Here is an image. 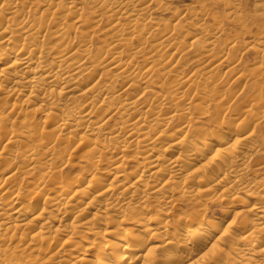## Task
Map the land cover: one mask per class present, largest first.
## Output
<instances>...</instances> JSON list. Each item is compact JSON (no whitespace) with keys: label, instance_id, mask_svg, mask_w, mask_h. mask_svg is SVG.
<instances>
[{"label":"bare ground","instance_id":"6f19581e","mask_svg":"<svg viewBox=\"0 0 264 264\" xmlns=\"http://www.w3.org/2000/svg\"><path fill=\"white\" fill-rule=\"evenodd\" d=\"M166 2L0 0V264H38L47 249L48 261H58L69 247L80 253L66 264H264V180H256L250 164L251 153L263 155L264 163V140L258 145L245 131L229 135L222 129H196L204 137L198 142L182 129L170 136L163 129L169 119L186 111L178 89L186 86L212 99L213 91L199 84L212 83L224 64L222 55L214 52L219 29L211 34L191 22L189 30L178 28V23L160 29L163 20L157 14L168 10ZM80 28L85 32L78 35ZM100 35L104 39L99 40ZM96 38L103 46L91 49ZM198 43H207L204 54L212 59L216 54L214 60L182 77L180 63ZM226 46L238 49L235 40ZM263 47L255 38L247 47L260 54L259 73L264 71ZM232 61L230 67H236ZM105 65L110 68L100 73ZM247 75H237L234 82ZM164 78L173 79L169 89H175L176 106L167 114L162 113L164 88L153 91ZM148 93L153 97L149 102ZM256 115L250 119L257 120ZM52 116L57 121L50 134L45 130ZM35 134L42 138L35 140ZM60 141L70 147L74 141L76 147L84 143L85 153L89 151L85 158L96 172L76 180L64 178L60 169L68 160L56 147ZM138 154V171L128 173L126 166L138 160ZM105 158L111 159L109 169L101 168ZM98 172H113V179L105 185ZM174 193L183 200L200 197L214 203L245 195L252 202L240 227L230 225L213 240L217 224L205 228L204 220L190 225L189 232L171 231L162 215ZM156 195L162 198L160 215L146 217V205ZM80 199L88 202L77 206ZM88 210H94L89 217ZM125 222L135 231L123 228ZM142 234L150 242L147 247ZM105 237L107 241L100 240ZM58 238L60 245L50 248ZM28 249L40 258L29 262L8 256L11 250Z\"/></svg>","mask_w":264,"mask_h":264},{"label":"rangeland","instance_id":"374dc122","mask_svg":"<svg viewBox=\"0 0 264 264\" xmlns=\"http://www.w3.org/2000/svg\"><path fill=\"white\" fill-rule=\"evenodd\" d=\"M166 4H168L167 11L164 13H158L157 17L162 19V25L160 29H165L166 25L173 26L175 23L176 26L188 29L189 23L194 26H197V29H206L211 34L215 33V30L219 29V32L217 34V39L215 49L214 51L218 57L222 55L224 64L222 67H220L218 70H216L215 74L213 75L212 83L206 84H199L201 88H207L209 91H213V98L210 100L204 99L205 97H201L196 94L195 91H190V89L186 86L178 89L179 95L183 96V104L184 108L186 109L185 113L177 114L173 116L171 119L166 117L167 123H164L163 129L169 134L173 135L176 134L177 131L183 130V135L194 137L197 139L198 142H202L204 140V137L200 135L196 129H203L206 132L210 131H217L219 129H222L226 131L229 135L235 134L236 132H246L245 134H252L254 137V141L261 145L264 140V71L259 73V66L260 65V54L255 49H250L248 47V43L251 42L252 39H258L259 43H262L264 45V19L261 15V0H167ZM260 6V7H259ZM155 9V6H152V9ZM153 10V11H155ZM234 11V12H233ZM179 13V14H178ZM178 16L176 17V15ZM260 15V16H259ZM194 16V17H193ZM180 18V19H179ZM169 23V24H168ZM197 24V25H196ZM188 26V27H187ZM216 30V31H217ZM85 32L83 28H80L76 33L80 35V33ZM213 32V33H212ZM242 36V38H241ZM191 38L193 35L190 36ZM186 39L187 44L190 42L191 38ZM99 40L104 39V35H100L98 37ZM236 41V48L238 49H228L227 44L231 41ZM110 43V41L108 42ZM247 43V44H246ZM207 43H205L206 46ZM103 44L97 40V38L92 41L91 43V49H99L102 47ZM203 43H198L194 45L191 50L187 53L184 59L181 61V66L183 67V76H188L194 69H200V66H204L206 61L207 63L214 60V57L216 54H214L213 59L212 57L208 56L207 54H204ZM264 48V47H263ZM237 50V52H235ZM239 50V51H238ZM264 50V49H263ZM236 53H234V52ZM201 53V55H200ZM231 53H234V55H231ZM203 55V56H202ZM237 61H236V57ZM232 56V57H231ZM235 56V58L233 57ZM209 59V60H208ZM212 59V60H211ZM236 62V67L229 65V62L232 60ZM231 60V61H230ZM232 61V62H233ZM209 62V63H210ZM238 62V64H237ZM206 63V65H207ZM205 65V66H206ZM110 65L103 66V69H101L99 72L103 73L107 71L110 67ZM204 66V67H205ZM258 66V67H257ZM201 67V68H202ZM203 67V68H204ZM234 67V69H232ZM196 69V70H197ZM234 70V71H232ZM232 71V72H231ZM230 72V73H229ZM244 75L252 74L250 76L247 75V78L242 79L239 82H234V79L237 75ZM99 74V73H98ZM173 79H167L164 78L161 83L159 84L160 88L153 91L161 93L162 88H164V98H163V109L162 113L167 114L168 111L175 108L176 103L173 102V96H174V90L169 89L170 86H172ZM123 86V85H122ZM121 87V86H120ZM118 86V89H120ZM162 87V88H161ZM141 88V87H140ZM136 89V94L139 92V89ZM134 89V90H135ZM161 89V90H160ZM211 91V92H212ZM152 93H148L147 98L145 100L149 102L152 101ZM249 110H254L253 113L254 116L258 114V119L252 121L254 116L247 114ZM100 111H97L96 113H93L94 118H98L100 115ZM248 115V116H247ZM252 116V117H251ZM257 116V115H256ZM53 123L46 125V133L52 132L54 130L53 124L57 121L56 116H52ZM39 123V120L41 118L37 119ZM113 124V123H111ZM39 128L37 130L38 135L39 133L43 134L41 130L43 127V124H38ZM39 129L40 132H39ZM84 133V132H83ZM35 134V140L38 139V135ZM51 134V133H50ZM169 134V136H170ZM55 135V136H54ZM52 136V140L54 141L56 139L57 133H55ZM36 136L37 139H36ZM42 136V135H41ZM39 137L41 139L42 137ZM84 137L86 135L84 134ZM47 139H51L50 136L46 137ZM87 138V137H86ZM79 141V140H78ZM78 141H74V144L72 147H70L67 143L60 141L61 143L67 144H56L57 149H63L61 152L62 159L67 162V165L65 163V167H61V173L62 176L66 178H72V180H76V178L80 177H87L94 172H96V168H94L93 163L87 162L88 158V152L86 145L84 143L82 145H79L78 147ZM167 143V142H165ZM29 144L27 147H32L35 143H26ZM55 144V142H53ZM59 145V146H58ZM201 145V144H199ZM74 146L76 148H74ZM66 147V148H65ZM70 150V152L67 155V152ZM74 148V149H72ZM85 149V150H84ZM89 150V149H88ZM66 152V153H65ZM71 153V154H70ZM84 153V155H83ZM134 153V152H133ZM82 154V156H81ZM87 155V158L86 155ZM131 154V153H130ZM69 156V157H68ZM72 156V157H70ZM84 156V157H83ZM132 156V155H131ZM139 154L137 155L138 160L132 161L134 163H128L126 166L128 168V173L133 172L134 174L138 171L137 164L142 161L141 157L139 158ZM262 156L263 155H256L254 153H251V166L253 169V172L255 175H257L256 180L262 181L264 180V163H262ZM83 157L85 158V161L82 160ZM108 158L111 157V155H107ZM135 157V155H134ZM70 158V159H69ZM107 161V158H105ZM83 162H82V161ZM81 161V162H80ZM109 161V162H108ZM108 161L104 164H102L100 167L102 169L108 168L110 166L111 159H108ZM69 163V164H68ZM92 164V165H89ZM67 166V167H66ZM93 166V167H92ZM96 166V164H95ZM199 166V164H196L188 171H192L196 169ZM99 168V167H98ZM109 169V168H108ZM137 170V171H135ZM135 171V172H134ZM88 174H87V173ZM104 173L106 171L103 170ZM103 172H98L97 177H99L101 180H103L105 185L110 182L113 179V172L110 173L111 175H105ZM132 173V174H133ZM259 173V175H258ZM83 174V175H82ZM147 174V173H146ZM80 176V177H79ZM64 177V178H65ZM160 178L157 180L158 184H162L163 179ZM152 182V181H151ZM195 185H193L192 189H194ZM26 195V194H25ZM154 197V196H151ZM88 202V199H80L79 204L77 206H81L84 203ZM162 202V198L160 195H156V198L152 199L149 204L146 205V210L148 209V213H145L146 217H152V216H159V204ZM252 201H249V199L245 195H240L238 198L235 199H229L228 201L219 203L215 201H207L204 198H198L196 200H189V199H182L179 193H174L171 207L166 211L165 215H162V218L168 222V224L171 227V231H173L175 228L182 230L184 232H189L190 225L195 224L199 222L200 220L203 221V226L205 228L209 227L210 223H216V227L213 229V240L220 237L223 233V231L230 225L240 227L243 218H245L247 215L244 214L246 208L251 204ZM76 212V211H74ZM92 212V213H91ZM94 210H88L86 213L87 217H89L90 214H93ZM89 214V215H88ZM85 215V217H86ZM167 215V216H166ZM254 215H249L250 219H254ZM105 224V222H104ZM123 228L134 230L132 225H130L129 222H125L122 224ZM103 229V226H101ZM234 234H239V232H236ZM143 240L146 242L145 247L150 243L147 240V237L142 234ZM81 236V235H80ZM79 236V237H80ZM81 239L87 238V236L80 237ZM109 237H105L104 239L107 241ZM61 238H58L56 242H53L50 244V248L56 249L60 243ZM109 242V241H108ZM152 244L153 241H151ZM80 245H84L83 243H80ZM46 247H44L45 249ZM72 248L69 247L67 251V254L62 257V259L58 261H48V258L51 256L50 250L47 249V253H44L46 255H43L44 257L47 256V259L42 258L39 259L45 260L39 261L40 264H45L46 261L48 264H66L67 261H71L73 258L77 257V255L80 253V249L76 248L75 250H71ZM225 249H228V246L225 245ZM31 250H26L25 253L22 252H14L11 250L8 253V256L10 259L20 260L25 258L33 260L38 257L37 253H32ZM71 251V252H70ZM46 252V249H45ZM0 255H2V252H0ZM8 257V259H9ZM36 257V258H35ZM40 258V257H38ZM9 259V260H10ZM8 260V261H9ZM38 263V264H39ZM46 263V264H47ZM177 264H191L190 261L181 262Z\"/></svg>","mask_w":264,"mask_h":264}]
</instances>
